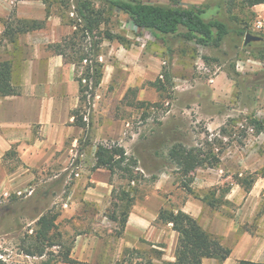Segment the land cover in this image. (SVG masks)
Segmentation results:
<instances>
[{"label":"rangeland","instance_id":"obj_1","mask_svg":"<svg viewBox=\"0 0 264 264\" xmlns=\"http://www.w3.org/2000/svg\"><path fill=\"white\" fill-rule=\"evenodd\" d=\"M38 1L44 16L35 20H44L40 28L46 30L51 43L70 36L74 28L66 24L67 18L61 21L55 11H63L66 17H73L72 1L67 0L68 5L65 0L68 7L63 8L59 6V0H52L53 13L49 16H46L45 5ZM142 1L168 3V0ZM182 4L209 6L226 23L229 33L218 47L203 46L175 37L169 41V51L161 40L133 26L122 12L111 13L108 27L126 36L131 45L125 47L116 40L101 42L99 60L104 64L103 76L94 89V94H88L82 103L85 130L82 129L77 137L78 141L69 155L66 170L63 171L62 166L57 163L49 164L44 176L37 177L28 191L0 195V253L8 264H59L58 260L67 248H70L71 253L77 235L88 233L90 224L84 220L85 214H78L73 210L71 186L78 178L84 180L92 169L94 162L91 159V146L96 147L99 141L125 144L128 154L138 159L143 173V178L132 182L130 186L118 175H114L109 181L111 187L106 189V195L110 189L108 204L100 211L106 218L104 222L101 219L102 225L106 224L105 233L107 227H110L107 226V221L116 222L109 215L114 210L116 195L120 189L129 188L133 191L135 200L142 199L153 189L155 178L159 174H166L186 193L200 200L203 197L213 200L215 205H208V216L218 218L217 228L226 226L228 218H231V223L238 225L237 232L247 230L264 238V188L260 194L255 195V199L248 202L239 194L234 200L224 198L230 182L240 185L241 180L246 181L250 177L254 182L260 177L264 179V132L254 134L251 128L246 130L244 136L242 132L247 117H264V31L253 30L256 18L264 17V3L257 8L243 0H182ZM12 16L10 21L14 24L13 19L17 17ZM48 17L55 22L48 21ZM240 31L259 35L263 41L247 45ZM18 36L19 34L16 38ZM3 39L6 38L1 36L0 47L5 45ZM6 42L13 43L10 40ZM79 45L76 39L74 48L77 49ZM81 45L84 49L87 48L86 43L82 42ZM124 49H128V52ZM129 50L134 51L132 56H127ZM66 53L70 55V49ZM84 65L82 62L78 67V75H81ZM162 68L170 71L172 79L165 84V89L157 91L151 83L162 72ZM133 79L138 84L130 85L129 82ZM214 118L217 120L216 126L208 129L207 123ZM227 120L232 131L231 145L214 168H219L221 175L228 178L221 184L197 192L192 189L194 171L189 182L193 193L187 192L180 185L176 169L166 159L168 148L175 141L186 145H200L205 137L204 129L217 132ZM134 133L135 138L132 139ZM18 164L15 156L10 157L5 166L10 169ZM258 181V185H264V180ZM93 185V182L87 180L84 189L93 188ZM240 187L243 189L241 185ZM174 189H171V194L176 196V200L173 203L166 201L165 207L181 200L183 193ZM81 191L84 190H79ZM164 195L167 196V193ZM47 209L57 214V236L54 240L59 244L47 246L41 256H27L23 254V249L31 247L36 220ZM153 223L160 222L155 220ZM102 225L98 230H93V234L103 232ZM118 230L116 222L109 234H122L123 231L118 233ZM213 235L223 242L218 234ZM143 252L146 253L143 255ZM160 253V250L153 248L135 250L129 253L133 258L131 261L124 262L123 259L117 264H148L149 261L152 262L151 257H158Z\"/></svg>","mask_w":264,"mask_h":264},{"label":"crops","instance_id":"obj_2","mask_svg":"<svg viewBox=\"0 0 264 264\" xmlns=\"http://www.w3.org/2000/svg\"><path fill=\"white\" fill-rule=\"evenodd\" d=\"M40 4L38 0H0V38L4 29L3 21L9 18L12 11L20 19H39L44 16ZM259 5L263 4H257L253 8ZM47 20L55 22L51 17ZM6 41L3 39L5 45L0 47V60L11 61V83L18 88L19 93L0 96V195L3 196L28 191L39 176H44L49 164L57 163L62 166L63 171L66 170L69 155L82 131L81 127L73 123L71 115V111L79 105V84L74 65L47 48L51 38L47 36L46 30H29L19 34L15 43ZM124 50L128 52V49ZM133 52L129 50L127 56H132ZM158 66L161 68L160 64ZM129 84L134 86L138 82L133 79ZM216 124L217 120L211 119L207 128L211 129ZM135 134H132V139ZM119 145L126 148L125 144ZM95 148L91 146L93 162ZM9 150L16 153L19 164L7 169L5 163L9 162V158L5 159L4 155ZM217 169L197 168L192 189L198 192L226 180L228 176L224 177L221 170ZM260 178L255 180L249 191L230 182L224 198L234 200L239 194L246 202L255 199V195L260 194L264 188V185H258V180H264ZM87 180L94 185L85 190ZM109 181L110 172L107 169L92 168L84 180L78 178L71 186L73 210L75 213L85 214L84 220L90 224L88 233L75 238L70 253L72 258L90 264H117L123 259L124 262L131 261L133 258L129 255L130 252L153 248L161 251L158 257H151L153 263L173 261L178 233L170 223L153 222L166 201L175 202L176 196L171 194L175 188V191L182 192L183 195L179 202L169 206L197 219L203 228L212 234H218L222 243L231 249L224 260L203 258L201 264H237L239 260L264 263V238L247 230L237 232L238 225H233L231 218H228L226 226L217 228L218 218L208 216L210 207L177 187L166 174H159L152 183L151 192L133 202L122 234H109L116 224L109 220L107 226L110 227H107L105 233L106 224L102 225L101 219L104 222L106 218L100 211L108 204L110 189L107 191L108 195L106 189L111 187ZM82 189L84 191L79 192ZM97 217L100 219H96ZM101 225L104 231H99L98 235L93 234V230H98ZM125 252L128 254H124Z\"/></svg>","mask_w":264,"mask_h":264},{"label":"trees","instance_id":"obj_3","mask_svg":"<svg viewBox=\"0 0 264 264\" xmlns=\"http://www.w3.org/2000/svg\"><path fill=\"white\" fill-rule=\"evenodd\" d=\"M45 5L46 16L51 15V6L54 1L40 0ZM59 0V6L67 8L69 1ZM73 17H66L62 12L55 11L61 21L67 18L66 24L74 28L72 34L64 37L61 41L50 43L47 47L56 54L70 62L75 68V77L79 84V105L71 111L73 123L85 130L84 114L82 103L88 94L92 96L94 89L100 84L104 64L99 60V48L103 40H116L125 47L131 45V41L124 35L113 31L108 27L110 15L113 11L125 14L129 22L147 31L154 38L163 42L167 50L170 49L169 41L179 37L183 40L194 41L203 46L218 47L230 29L209 6L204 5H183L182 0H168L167 4L142 1V0H71ZM246 4L254 6L264 3V0H243ZM98 2V5L95 3ZM217 8V6H214ZM62 8V9H63ZM11 16L3 21L4 29L2 37L10 42H16V35L30 29L40 28L44 20H27ZM66 20V19H65ZM244 35V31H240ZM80 45L74 48L75 40ZM261 40L250 41L262 42ZM86 43V49L81 43ZM70 49L71 54L66 50ZM83 63L84 69L78 75V67ZM162 72L151 83L157 91L165 89V84L170 83L172 76L169 70L162 68ZM11 61L0 60V96L18 94L19 90L11 83ZM129 90V89H128ZM143 104V102H140ZM247 123L242 130L246 135L248 128L253 129L254 134L264 132V117H247ZM229 120L220 126L217 132H210L204 129V140L200 145H186L181 141H175L167 151L166 159L176 169L180 177V185L187 192L193 193L189 187L192 174L197 168L214 167L219 164L224 151L231 145L232 131L229 128ZM245 132V133H244ZM16 153L9 150L4 158L15 157ZM92 168H105L110 172V180L118 175L128 182H136L143 178L138 159L127 153L126 149L119 144H111L99 141L94 151V163ZM245 182V183H244ZM254 182L253 178L241 180L240 185L245 191H249ZM130 186V185H129ZM131 189L122 188L116 195L114 210L109 218L119 225L118 233L124 229L130 208L135 200ZM114 195V190H112ZM196 197V196H195ZM114 198V197H113ZM207 205L213 207L215 203L206 197L201 198ZM57 214L47 209L41 213L36 220L33 235H31V247L23 249L27 256H41L47 246L58 245L54 240L56 233ZM156 221L171 224L173 230L178 233L175 247V259L171 262L164 261L161 264H201L203 258H215L219 261L227 258L231 252L230 247L225 246L218 237L203 228L198 221L188 213L173 209L172 207H161L158 211ZM0 253V264H8ZM63 263L69 264H90L79 261L70 256V248H67L60 259ZM148 264H154L149 261ZM237 264H264L249 260H239Z\"/></svg>","mask_w":264,"mask_h":264},{"label":"built area","instance_id":"obj_4","mask_svg":"<svg viewBox=\"0 0 264 264\" xmlns=\"http://www.w3.org/2000/svg\"><path fill=\"white\" fill-rule=\"evenodd\" d=\"M254 31H264V17L258 16L254 22Z\"/></svg>","mask_w":264,"mask_h":264},{"label":"water","instance_id":"obj_5","mask_svg":"<svg viewBox=\"0 0 264 264\" xmlns=\"http://www.w3.org/2000/svg\"><path fill=\"white\" fill-rule=\"evenodd\" d=\"M261 39H263L261 36L253 34L251 32H246L244 34V43L245 44L249 43L250 41H256V40H261Z\"/></svg>","mask_w":264,"mask_h":264}]
</instances>
